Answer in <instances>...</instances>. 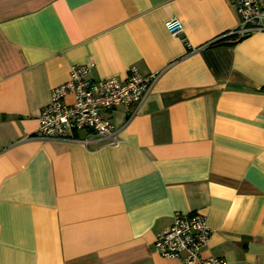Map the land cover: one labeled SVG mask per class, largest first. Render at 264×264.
Instances as JSON below:
<instances>
[{"label":"crops","instance_id":"1","mask_svg":"<svg viewBox=\"0 0 264 264\" xmlns=\"http://www.w3.org/2000/svg\"><path fill=\"white\" fill-rule=\"evenodd\" d=\"M239 22L234 0H0V264H180L154 240L196 210L203 255L264 264V30L226 35ZM89 62L158 76L136 114L102 111L116 144L40 139L52 88Z\"/></svg>","mask_w":264,"mask_h":264},{"label":"built area","instance_id":"2","mask_svg":"<svg viewBox=\"0 0 264 264\" xmlns=\"http://www.w3.org/2000/svg\"><path fill=\"white\" fill-rule=\"evenodd\" d=\"M234 2L240 22L226 35L243 37L264 30V0ZM164 26L173 35L183 30L178 17L166 19ZM226 35L211 42L222 40ZM91 64H72L68 79L52 88L50 99L41 107L38 117L36 135L40 139L75 141L78 138L74 132L83 130L84 143L95 137L104 143L116 144L117 129L102 111L122 105L129 115L136 114L158 76L156 71L143 74L136 66H131L122 79L115 76L94 79L87 77ZM210 234L205 215L200 211H175L170 225L156 236L154 248L164 257L178 259L180 264H224L222 257L203 255Z\"/></svg>","mask_w":264,"mask_h":264},{"label":"trees","instance_id":"3","mask_svg":"<svg viewBox=\"0 0 264 264\" xmlns=\"http://www.w3.org/2000/svg\"><path fill=\"white\" fill-rule=\"evenodd\" d=\"M220 43H224L223 39L222 40H217V41H214V42H210L209 45H216V44H220Z\"/></svg>","mask_w":264,"mask_h":264}]
</instances>
